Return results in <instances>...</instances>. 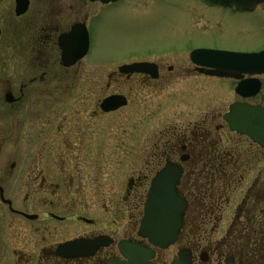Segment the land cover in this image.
Listing matches in <instances>:
<instances>
[{
  "label": "flooded vegetation",
  "instance_id": "obj_1",
  "mask_svg": "<svg viewBox=\"0 0 264 264\" xmlns=\"http://www.w3.org/2000/svg\"><path fill=\"white\" fill-rule=\"evenodd\" d=\"M123 1L25 0L17 10V0H0V264H107L126 261L121 241L150 247L137 229L166 164L181 170L174 190L185 202L183 226L174 245L152 248L151 262L170 264L186 248L191 264H264V147L231 130L223 119L229 104L219 109L216 100L255 77L257 104L264 74L221 78L190 60L175 68L148 58L149 48L128 61L89 63L93 18ZM83 30L87 53L63 62L60 38ZM134 62L154 67L119 71ZM111 95L126 103L104 111ZM105 129L128 174L112 207L87 180L89 162L103 168ZM186 225L193 236L184 246Z\"/></svg>",
  "mask_w": 264,
  "mask_h": 264
},
{
  "label": "rangeland",
  "instance_id": "obj_2",
  "mask_svg": "<svg viewBox=\"0 0 264 264\" xmlns=\"http://www.w3.org/2000/svg\"><path fill=\"white\" fill-rule=\"evenodd\" d=\"M91 38L88 56L91 64L103 63L99 65L102 66L113 59L128 61L133 58L132 54H144L149 48L152 53L148 58L176 68L189 61L188 53L195 47L240 52L264 49V3L253 12L231 14L228 8L219 9L204 0H125L100 10L93 18ZM213 84L223 93L227 90L226 81L214 80ZM60 99L57 97L56 106H60ZM158 99L161 98L153 102ZM239 99L232 92L216 98L219 109ZM248 100L258 101V98ZM86 101L92 105L94 98L88 94ZM45 105L48 107L49 104ZM105 119L109 121V118ZM128 131L131 133L132 130ZM13 137H16L15 132ZM103 137V168L95 170V162H89L88 166L92 164V177L87 180H92L88 185L91 190L96 187L103 190L105 206L112 207L126 192L128 174L122 171L123 167L117 163L114 151L108 146L110 141H106L115 135L108 134L105 129ZM90 193L94 195L92 191ZM91 201L89 198L88 202ZM185 234L182 238L184 246L193 236L192 227L186 225Z\"/></svg>",
  "mask_w": 264,
  "mask_h": 264
},
{
  "label": "water",
  "instance_id": "obj_3",
  "mask_svg": "<svg viewBox=\"0 0 264 264\" xmlns=\"http://www.w3.org/2000/svg\"><path fill=\"white\" fill-rule=\"evenodd\" d=\"M102 3L117 0H90ZM211 3L234 7L239 11H252L264 0H207ZM25 0H17V10H23ZM63 62L81 58L87 51L88 38L83 30L82 34L73 31L70 35L60 38ZM190 60L205 67V73L219 77L241 78L243 74L264 73V50L258 52H233L225 50L199 48L189 54ZM66 64V63H65ZM154 67L149 62H135L119 67L120 72H150ZM154 76V75H153ZM260 82L257 78L244 79L237 83L235 92L242 98H248L258 93ZM125 99L119 95L105 98L101 103L104 111L113 110L124 105ZM261 105H251L247 102H234L229 105L223 119L231 130L244 134L258 145L264 147V94L261 96ZM179 168L166 164L162 170L156 173L151 181L148 191L149 199L144 204L143 217L141 219L137 235L147 239L148 243L156 248H167L175 243L179 230L183 225L182 215L185 202L174 190V185L180 174ZM77 241L66 245L75 247ZM120 252L127 261L114 259L107 264H154L151 259L154 251L151 247L136 242L121 241ZM178 258L170 264H191L187 250L178 252Z\"/></svg>",
  "mask_w": 264,
  "mask_h": 264
}]
</instances>
